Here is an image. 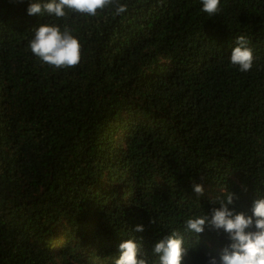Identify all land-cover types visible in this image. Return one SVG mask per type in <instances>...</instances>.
Returning <instances> with one entry per match:
<instances>
[{
    "label": "trees",
    "instance_id": "16d2710c",
    "mask_svg": "<svg viewBox=\"0 0 264 264\" xmlns=\"http://www.w3.org/2000/svg\"><path fill=\"white\" fill-rule=\"evenodd\" d=\"M31 2L0 0V264H115L131 238L159 264L173 231L182 264H219L228 234L185 221L226 191L246 215L264 197V0H221L213 17L201 0H119L121 15L59 20ZM44 23L80 39L79 65L31 52ZM239 35L248 72L231 64Z\"/></svg>",
    "mask_w": 264,
    "mask_h": 264
},
{
    "label": "clouds",
    "instance_id": "9594fccd",
    "mask_svg": "<svg viewBox=\"0 0 264 264\" xmlns=\"http://www.w3.org/2000/svg\"><path fill=\"white\" fill-rule=\"evenodd\" d=\"M202 11L209 17L222 11L221 0H201ZM115 7V14L121 15L128 10L127 4L119 0H33L28 6V15L50 16L57 20L67 18L69 11L95 17L99 12ZM244 35L236 37V47L231 54V64L242 72L253 68L255 56ZM31 52L44 63L60 68H74L82 60V44L67 26L56 23H44L34 28V38L30 41ZM193 190L204 193L202 184H194ZM236 194L226 191L219 198L220 207H214L210 215H201L185 221V231L199 237L205 226L223 230L231 243L226 245L220 255L219 264H264V197L257 198L252 206V215L236 212ZM255 228L254 231L249 230ZM143 225H137L135 231L142 232ZM120 255L115 264H149L146 256H141V244L135 239H127L119 245ZM154 255L159 264H182L188 249L184 238L178 232L164 235L154 246ZM209 264H218L215 257Z\"/></svg>",
    "mask_w": 264,
    "mask_h": 264
}]
</instances>
